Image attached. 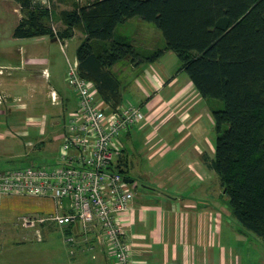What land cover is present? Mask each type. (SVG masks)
<instances>
[{
  "label": "crops",
  "instance_id": "0c3cea01",
  "mask_svg": "<svg viewBox=\"0 0 264 264\" xmlns=\"http://www.w3.org/2000/svg\"><path fill=\"white\" fill-rule=\"evenodd\" d=\"M73 37L63 40L62 47L68 46ZM158 43V49H163V38ZM177 59L168 50L153 62L142 61L136 65L123 60L109 69L119 85L120 104L139 103L144 114L143 121L115 142L119 153L114 158V167L124 172L125 179L131 181L128 184L134 186L130 212L121 221L125 240L130 245L131 263L242 264L240 250L234 246L243 247L242 230L236 225L233 227L228 198L218 175L204 159H214L216 136L213 137L212 111L219 110L217 102L199 95L187 74L180 70ZM36 78L41 80L40 75ZM46 84L45 100L36 81L34 92L29 96L35 109L45 106L43 113L1 112L8 127L0 129V150L9 147L8 152H13L4 159L1 157L3 164L22 154V144L34 148L56 147L58 155L61 153L68 115L77 109L78 97L73 91L71 98L59 81L49 80ZM98 99L106 104L99 95ZM26 109L24 104L17 106V111ZM61 118L62 130L53 134ZM137 141H142L147 152L145 170L139 169L138 159L133 160L127 154V146L133 149ZM133 176L140 180V186ZM17 197L31 199L30 213L14 216L5 210ZM62 203L61 212L67 208V201ZM55 211V202L49 198L3 196L0 199V264H113L106 245L96 240L97 228L85 232L80 223L59 226L45 222L36 228L22 227L19 223L22 216H47ZM35 230L40 231V238ZM56 231L61 247H52L51 243L36 246L33 242L40 244L45 239L49 242ZM68 237H73L74 242H66Z\"/></svg>",
  "mask_w": 264,
  "mask_h": 264
},
{
  "label": "trees",
  "instance_id": "16d2710c",
  "mask_svg": "<svg viewBox=\"0 0 264 264\" xmlns=\"http://www.w3.org/2000/svg\"><path fill=\"white\" fill-rule=\"evenodd\" d=\"M11 1L26 9L15 38L63 41L82 26L79 73L111 108L121 100L111 67L123 60L153 62L164 51L174 52L199 95L223 104L212 111L214 159H204L219 177L232 216L264 236V0H94L64 12L65 28L58 33L46 24L47 8L32 0ZM134 17L162 33L163 49L141 56L116 35L118 26Z\"/></svg>",
  "mask_w": 264,
  "mask_h": 264
},
{
  "label": "built area",
  "instance_id": "2783aa9c",
  "mask_svg": "<svg viewBox=\"0 0 264 264\" xmlns=\"http://www.w3.org/2000/svg\"><path fill=\"white\" fill-rule=\"evenodd\" d=\"M66 82L78 97L69 115L57 162L51 166L0 169L3 196L49 198L56 211L47 216H22V227L53 222L59 226L80 223L85 232L98 229L96 240L108 248L113 264H132L130 245L121 221L130 212L134 193L125 176L114 167L117 138L144 120L140 107L119 104L109 108L98 99L92 82L81 77L77 61L67 59ZM54 99V97L52 96ZM67 201L65 211L62 201ZM40 238V231L35 230ZM66 242L73 243L68 237Z\"/></svg>",
  "mask_w": 264,
  "mask_h": 264
},
{
  "label": "rangeland",
  "instance_id": "374dc122",
  "mask_svg": "<svg viewBox=\"0 0 264 264\" xmlns=\"http://www.w3.org/2000/svg\"><path fill=\"white\" fill-rule=\"evenodd\" d=\"M33 4H40L42 8H47L49 11V17L46 20L47 26H50L55 33L65 28L64 12H70L80 5L93 2L94 0H32ZM26 9L22 8L20 2L11 0H0V129L6 130L8 122L1 118L2 113L19 112L21 114H39L43 113L44 105L35 109L31 104L29 96L33 91V82L36 81L38 89L41 90L43 99L45 100L46 89L49 80L59 81L64 88V92L69 96L74 97L73 90H71L65 80V76L68 69L67 58L69 61H75L76 47L80 43L82 38H85V34L81 25L76 26L73 31L72 40L68 41V46L62 47V41L53 40L49 36H39L33 38H15L13 37V31L18 21L26 14ZM142 21V20H141ZM139 18H132L126 20L120 24L117 29V36L124 37L129 43H131L139 54L150 55L158 49L159 38H163L162 33L149 22L142 21ZM146 24V25H145ZM146 26L150 28L145 29ZM65 43V42H64ZM67 43V42H66ZM95 46L96 51H99V46ZM102 46V45H101ZM101 49V48H100ZM138 59H144L143 57H137ZM179 60L177 59V62ZM131 63V62H129ZM132 64V63H131ZM179 65V62H178ZM40 75L41 80L36 78ZM64 76V77H63ZM64 78V81H63ZM38 90V91H40ZM50 98V97H49ZM217 102L218 109L223 108L222 102ZM24 104L27 109L25 111H17V106ZM134 105L138 106L139 103ZM116 106L113 107L116 108ZM69 112H66V116ZM69 116V115H68ZM67 116V117H68ZM66 117V118H67ZM66 120V119H65ZM59 125L53 134L59 133L62 130L63 118L60 119ZM124 134V133H122ZM216 131H213V137L215 138ZM121 140L125 139V135L120 137ZM33 139V138H31ZM26 142V138L22 140ZM128 142L126 143V146ZM22 154L19 157L10 159L8 163H2V159L6 155H12L13 152H8L9 147L0 150V168L11 167H28V166H51L57 162L58 150L54 148H34L27 144H22L20 147ZM127 154L130 158L138 159L140 161V170H145L147 166V152L143 147L142 141H137L135 148L127 146ZM131 175V173H127ZM134 177V176H133ZM138 186L141 185L140 180L134 177ZM129 188L134 191V186L131 184ZM29 198V197H28ZM27 197H17L12 201L11 206L5 210H9L14 216L18 214H28L31 212L29 201ZM234 221L233 227L238 226L241 231V240L243 247L234 245L239 249L243 260L242 264H264V236L260 237L253 232L244 229L236 219L232 217ZM55 235H51L50 241L44 240L38 244L35 240L33 242L36 246H49L52 247L62 246V242ZM55 249V248H54Z\"/></svg>",
  "mask_w": 264,
  "mask_h": 264
},
{
  "label": "water",
  "instance_id": "95a60500",
  "mask_svg": "<svg viewBox=\"0 0 264 264\" xmlns=\"http://www.w3.org/2000/svg\"><path fill=\"white\" fill-rule=\"evenodd\" d=\"M53 40H56V39L54 38ZM126 182H128V183H129V182H131V181H130V180H126Z\"/></svg>",
  "mask_w": 264,
  "mask_h": 264
}]
</instances>
